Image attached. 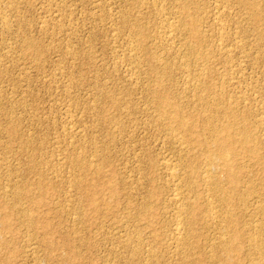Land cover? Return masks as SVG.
<instances>
[{
    "label": "rangeland",
    "instance_id": "rangeland-1",
    "mask_svg": "<svg viewBox=\"0 0 264 264\" xmlns=\"http://www.w3.org/2000/svg\"><path fill=\"white\" fill-rule=\"evenodd\" d=\"M263 249L264 0H0V264Z\"/></svg>",
    "mask_w": 264,
    "mask_h": 264
},
{
    "label": "bare ground",
    "instance_id": "bare-ground-1",
    "mask_svg": "<svg viewBox=\"0 0 264 264\" xmlns=\"http://www.w3.org/2000/svg\"><path fill=\"white\" fill-rule=\"evenodd\" d=\"M237 1H238V0H237ZM242 1H243V0H242ZM246 1H250V0H246ZM251 1H252V0H251ZM153 2H154V1H153ZM239 2H240V1H239ZM257 2H258V1H257ZM249 3H251V2H249ZM255 4H256V2L254 3V6H255ZM259 4H260V3H259ZM248 5H250V4H248ZM251 5H252V4H251ZM260 5H261V4H260ZM262 5H263V4H262ZM254 6H253V7H254ZM152 7H153V6H152ZM247 7H248V6H247ZM253 7H252V8H253ZM255 7H256V6H255ZM257 7H258V6H257ZM259 8H260V7H259ZM252 10H253V9H252ZM256 10H257V8H256ZM253 11H255V8H254ZM253 11H252V12H253ZM258 13H259V12H258ZM256 14H257V12H256ZM259 14H260V13H259ZM259 14H258V15H259ZM259 18H261V17L258 16V19H259ZM163 20H164V19H163ZM177 26H178V25H177ZM170 28L172 29L173 26L170 27ZM167 34H168V33H167ZM188 81H189V80H188ZM165 118H166V117H165ZM206 120H207V119H206ZM210 120H211V119H210ZM210 120H209V121H210ZM234 121H235V120H234ZM235 122H236V121H235ZM209 123H211V122H209ZM212 123H213V122H212ZM212 123H211V124H212ZM237 123H238V122H237ZM232 124H233V123H232ZM231 126H232V125H231ZM237 126H239V125H237ZM235 128H236V127H235ZM237 128H238V127H237ZM220 129H221V128H220ZM225 129H227V128H225ZM225 129H224L223 131L220 130V131H218L217 133H215V135L217 134L216 137L213 136V137L215 138V143H216L215 146H214V148H213L215 153L213 154V151H211L210 149L207 150V151H209V150L211 151V152L209 151V152H208V155H207V156H208V163H209V164H210L211 162H212V164H213V157H214V158H215V157H222V155L228 154L229 152L231 153V151H234V148H235V145H236V144L242 143V145H243V142L245 143V140H247V138H245V136L248 137V135H244V137H243L244 139L241 138V139L237 140V138H236V141H235V140H234L235 137L232 138V136L230 135L231 133L229 134V133L225 132V131H226ZM230 129H231V128H230ZM238 129H239V128H238ZM238 129H237V130H238ZM233 130H234V127H233ZM216 131H217V130H216ZM239 131H240V130H239ZM231 132H232V131H231ZM241 132H242V131H241ZM243 132H245V131H243ZM211 133H212V132H211ZM211 133H210V134H211ZM238 133H239V132H238ZM238 133H237V134H238ZM253 133H254V132H253ZM212 134H213V133H212ZM244 134H245V133H244ZM213 135H214V134H213ZM238 136H239V135H238ZM238 136H237V137H238ZM240 136H241V135H240ZM238 138H239V137H238ZM249 138H250V137H249ZM206 142H207V141H206ZM206 142H205V143H206ZM210 144H211V143H210ZM206 145H207V144H206ZM208 145H209V144H208ZM203 146H205V145H203ZM209 146H210V145H209ZM257 146H258V145H257ZM203 148H204V147H203ZM243 148H244V147H243ZM256 148H257V147H256ZM204 150H205V149H204ZM259 150H260V148H259ZM259 150H256V151H259ZM207 151H206V152H207ZM255 154H256V153H255ZM213 155H214V156H213ZM230 155H231V154H230ZM205 157H206V155H205ZM206 158H207V157H206ZM236 158H237V157H236ZM252 158H253V157H252ZM217 159H218V158H217ZM221 159H222V158H221ZM221 159H220V160H221ZM225 159H226V158H225ZM233 160H234V159H233ZM238 161H239V160H238ZM215 163H217V162H215ZM210 165H211V164H210ZM215 165H216V164H215ZM224 165H226V164H224ZM227 165H228V164H227ZM206 167H207V166H206ZM209 167H210V166H209ZM214 167H216V166H214ZM218 167H219V166H218ZM174 168H175V167H174ZM211 168H213V167H211ZM171 170H172V168H171ZM174 170H175V169H174ZM176 170H177V169H176ZM207 170H208V169H207ZM179 171H180V170H179ZM183 171H184V170H183ZM183 171H182V172H183ZM170 172H173V173H174V171H170ZM170 172H169V173H170ZM185 172H186V171H185ZM173 173H172V176H173ZM175 173H176V172H175ZM177 173H178V172H177ZM179 173H180V172H179ZM178 176H179V175H178ZM204 176H205V175H204ZM180 177H181V176H180ZM184 177H185V176H184ZM190 178H191V177H190ZM185 179H186V178H185ZM202 179H203V178H202ZM207 179H208V178H207ZM180 180H181V179H180ZM187 180H188V179H187ZM204 180H206V179H204ZM208 180H209V179H208ZM175 181H176V180H175ZM235 181H236V178H235ZM176 182H177V181H176ZM211 183H212V182H211ZM205 184H206V183H205ZM176 186H177V185H176ZM177 187H178V186H177ZM179 187H180V186H179ZM179 187H178V188H179ZM213 187H214V186H213ZM212 189H213V188H212ZM215 193H216V192H215ZM175 196H177V195H175ZM214 196H215V195H214ZM179 197H180V196H179ZM176 199H178V198H176ZM180 199H182V198H180ZM190 199H191V198H190ZM183 200H186V199H183ZM180 201H181V200H180ZM180 201H179V202H180ZM222 201H223V200H222ZM245 201H246V200H245ZM174 202L176 203V200H175ZM183 202H184V201H183ZM220 202H221V201H220ZM172 203H173V202H172ZM180 203H181V202H180ZM180 203H179V206H178V207H181V206H180ZM181 204H182V203H181ZM241 204H242V203H241ZM177 205H178V204H177ZM183 205H184V204H183ZM183 205H182V206H183ZM181 208H182V207H181ZM184 208H186V206H185ZM207 208H209V207H207ZM186 209H187V208H186ZM257 209H261V208H258V207H257ZM181 210H182V209H181ZM179 211H180V209H179ZM208 211H209V210H208ZM254 211H255V209H254ZM185 212H186V211H185ZM179 213H180V212H179ZM179 213H178V214H179ZM181 213H183V211H182ZM188 213H189V212H188ZM188 213H187V214H188ZM210 213H211V211H210ZM255 214H256V213H255ZM255 214H254V215H255ZM180 215H181V214H180ZM184 215H185V214H184ZM181 216H182V215H181ZM176 217H177V216H176ZM185 217L187 218L188 216H185ZM180 218H183V217H180ZM188 218H189V217H188ZM212 218H213V216H212ZM214 218H216V217H214ZM176 219H178V217H177ZM224 219L227 220V218H224ZM229 219H231V218H229ZM183 220H184V219H182V220L179 219V220L175 221V223H176L175 226H176V231L178 232V236H179V234H180V232H181V230H182L183 222H185V221H183ZM185 220H186V219H185ZM231 220H232V219H231ZM228 221H229V220H228ZM228 221H227V224H228ZM223 222H224V220H223ZM231 222H232V221H230L229 223L231 224ZM234 222H235V221H234ZM234 222H232V223H234ZM186 223H187V222H186ZM216 223H217V222H216ZM225 223H226V222H225ZM230 224H229V225H230ZM257 224H258V223H257ZM214 225H215V224H214ZM221 226H222V225H221ZM223 226H224V225H223ZM235 226H236V225H235ZM257 226H258V225H257ZM231 227H232V226H231ZM259 227H260V226H259ZM259 227H257V228H259ZM185 228H186V227H185ZM221 228H222V227H221ZM233 229H234V228H233ZM250 229H251V228H250ZM237 230H238V229H237ZM252 230H253V229H252ZM255 230H256V229H255ZM255 230H254V231H255ZM238 231H239V230H238ZM250 231H251V230H250ZM254 231H253V232H254ZM257 231H258V230H257ZM260 231H261V230H260ZM262 231H263V229H262ZM236 232H237V231H236ZM173 233H174V232H173ZM245 233H246V232H245ZM258 233H259V232H258ZM260 233H261V232H260ZM260 233H259V234H260ZM171 234H172V233H171ZM237 234H238V233H237ZM241 234H242V233H241ZM180 235H181V234H180ZM235 235H236V234H235ZM235 235H234V236H235ZM182 236H184V235H182ZM217 236H218V235H217ZM220 237H221V236H220ZM250 237H251V236H250ZM253 237H255V236H252V238H253ZM184 238H186V237L184 236ZM217 238H218V237H217ZM247 238H249V237H247ZM177 240H178V239H177ZM180 240H181V239H180ZM185 240H186V239H185ZM249 240H250V239H249ZM252 240L255 241V239H252ZM181 241H183V240H181ZM256 241H259V239L256 240ZM138 242H139V241H138ZM178 242H179V241H178ZM222 242H225V241H222ZM259 242H260V241H259ZM180 243H181V242H180ZM184 243H185V241H184ZM252 243H253V242H252ZM252 243H251V245H253ZM261 243H262V242H261ZM184 245H185V244H184ZM223 245H224V243H223ZM251 245H250V246H251ZM254 245L256 246V245H257V242H256V244L254 243ZM254 245H253V246H254ZM179 246H180V244H179ZM259 246H260V244H259ZM259 246H258V247H259ZM183 247H184V246H183ZM224 247H226V244H225ZM258 247H254V250H258V249H257ZM260 247H261V246H260ZM226 248H227V247H226ZM252 248H253V247H252ZM255 248H256V249H255ZM213 249H214V248H213ZM222 249H223V248H222ZM246 249H247V248H246ZM259 249H260V248H259ZM263 250H264V249H263ZM130 252H131V251H130ZM260 252H261V251H260ZM252 253H253V252H252ZM257 253H259V252H257ZM159 254H160V253H159ZM260 254H261V253H260ZM153 255H154V254H153ZM260 256H261V255H260ZM250 258H251V257H250ZM262 258H263V257H262ZM257 261L259 262L260 260H257ZM261 261H262V260H261ZM256 263H257V262H256ZM260 263H263V262H260ZM260 263H259V264H260ZM251 264H252V263H251ZM253 264H254V263H253ZM263 264H264V263H263Z\"/></svg>",
    "mask_w": 264,
    "mask_h": 264
}]
</instances>
